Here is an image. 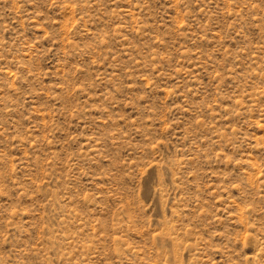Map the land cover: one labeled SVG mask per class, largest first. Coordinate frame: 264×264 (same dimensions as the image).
<instances>
[{"label":"rangeland","instance_id":"1","mask_svg":"<svg viewBox=\"0 0 264 264\" xmlns=\"http://www.w3.org/2000/svg\"><path fill=\"white\" fill-rule=\"evenodd\" d=\"M0 264H264V0H0Z\"/></svg>","mask_w":264,"mask_h":264}]
</instances>
